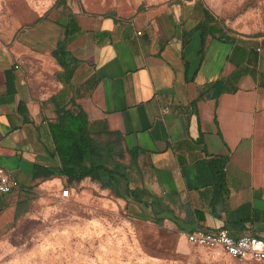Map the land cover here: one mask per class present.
<instances>
[{"label":"crops","instance_id":"obj_1","mask_svg":"<svg viewBox=\"0 0 264 264\" xmlns=\"http://www.w3.org/2000/svg\"><path fill=\"white\" fill-rule=\"evenodd\" d=\"M60 1L34 0L32 21L0 37V168L20 186L0 195V221L67 184L35 168L59 165L48 123L81 110L92 138L117 133L137 151L125 173L148 206L116 198L130 219L180 246L198 229L264 239V37L228 32L194 1L105 15ZM214 158L225 159L222 184ZM73 184L82 203L101 191Z\"/></svg>","mask_w":264,"mask_h":264},{"label":"rangeland","instance_id":"obj_2","mask_svg":"<svg viewBox=\"0 0 264 264\" xmlns=\"http://www.w3.org/2000/svg\"><path fill=\"white\" fill-rule=\"evenodd\" d=\"M34 0H0V37L29 24ZM102 14L166 0H64ZM205 7L233 34L264 37V0H182ZM124 165L128 158L121 160ZM69 197L59 204L62 189ZM70 188H73L72 192ZM75 190V191H74ZM74 184H63L52 195L30 197L24 213L0 221V264H264L238 260L222 252L183 243L128 217L109 190L79 202Z\"/></svg>","mask_w":264,"mask_h":264},{"label":"trees","instance_id":"obj_3","mask_svg":"<svg viewBox=\"0 0 264 264\" xmlns=\"http://www.w3.org/2000/svg\"><path fill=\"white\" fill-rule=\"evenodd\" d=\"M59 3L63 4V0ZM223 27L232 33L226 26L223 25ZM200 30L202 38L212 34L208 28L200 27ZM7 83L9 84V82ZM224 83L219 79L209 84L208 88L213 90L214 97L223 91ZM48 129L59 165L53 169L36 167V171L47 173V175L44 174L45 176H63L68 185L79 183L88 178L91 182L98 184L101 190H109L118 199L133 201L144 208L148 206V203L142 204L141 198H139L145 194V191L129 187V178L125 170L135 161V152L137 153V151L123 150L119 134L106 133L109 138L105 140L92 138L88 131L87 118L81 110L75 114L68 110L63 111L54 121L48 123ZM125 153L130 157V165H124L120 161L125 157ZM207 164L214 170V173L218 174L222 184L225 159L214 158ZM29 200L17 203L14 219L24 213V208Z\"/></svg>","mask_w":264,"mask_h":264},{"label":"built area","instance_id":"obj_4","mask_svg":"<svg viewBox=\"0 0 264 264\" xmlns=\"http://www.w3.org/2000/svg\"><path fill=\"white\" fill-rule=\"evenodd\" d=\"M19 189V183L0 168V195H7ZM68 197L69 190L62 189L57 201L59 204L64 203ZM185 241L191 246L219 251L234 259L264 262V239L259 237L250 235L233 237L223 228L213 231L198 229L186 233Z\"/></svg>","mask_w":264,"mask_h":264}]
</instances>
